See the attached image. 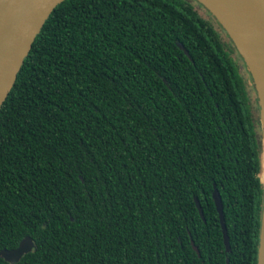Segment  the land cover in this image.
<instances>
[{"label": "trees", "instance_id": "1", "mask_svg": "<svg viewBox=\"0 0 264 264\" xmlns=\"http://www.w3.org/2000/svg\"><path fill=\"white\" fill-rule=\"evenodd\" d=\"M261 135L198 1L64 0L0 107V251L34 245L0 264H256Z\"/></svg>", "mask_w": 264, "mask_h": 264}, {"label": "water", "instance_id": "2", "mask_svg": "<svg viewBox=\"0 0 264 264\" xmlns=\"http://www.w3.org/2000/svg\"><path fill=\"white\" fill-rule=\"evenodd\" d=\"M62 1L64 0H0V107L12 87L36 35L53 9ZM196 1L203 5L226 31L251 75L257 94L262 128L259 144L262 209L256 264H264V0H211L241 31L243 41L256 66L259 82L245 53L222 18L202 0ZM211 197L218 214L225 252L230 253L221 197L215 186ZM194 202L200 218L205 222L201 206L196 198H194ZM190 244L199 256V250L191 239ZM32 249H34L32 239L25 237L16 248L1 250L0 258L9 263H16ZM226 264H228L227 260Z\"/></svg>", "mask_w": 264, "mask_h": 264}, {"label": "bare ground", "instance_id": "3", "mask_svg": "<svg viewBox=\"0 0 264 264\" xmlns=\"http://www.w3.org/2000/svg\"><path fill=\"white\" fill-rule=\"evenodd\" d=\"M202 1L205 2L211 9H213L222 18V20L225 22L226 26L231 31L233 36L236 38L239 46L241 47V49L245 53V55L247 57V60L251 64V66L253 68V72L255 74V77H256V79L258 81L259 79H258V75H257L256 66H255V64L253 62V59L251 57V54H250V51H249L247 45L243 41V35H242L241 31L234 25V23L230 20V18L222 10H220L218 8L217 4H215L211 0H202Z\"/></svg>", "mask_w": 264, "mask_h": 264}, {"label": "rangeland", "instance_id": "4", "mask_svg": "<svg viewBox=\"0 0 264 264\" xmlns=\"http://www.w3.org/2000/svg\"><path fill=\"white\" fill-rule=\"evenodd\" d=\"M240 71H243V70H240ZM243 75H244V74H243ZM244 77H245L246 79H248L246 75H244ZM248 92H249L250 98H251V100H252V103L254 104V102H255L254 92H253V90H250V89H248Z\"/></svg>", "mask_w": 264, "mask_h": 264}]
</instances>
